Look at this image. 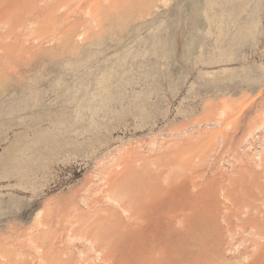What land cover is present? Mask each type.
I'll list each match as a JSON object with an SVG mask.
<instances>
[{
  "label": "rangeland",
  "instance_id": "rangeland-1",
  "mask_svg": "<svg viewBox=\"0 0 264 264\" xmlns=\"http://www.w3.org/2000/svg\"><path fill=\"white\" fill-rule=\"evenodd\" d=\"M263 249L264 0H0V264Z\"/></svg>",
  "mask_w": 264,
  "mask_h": 264
},
{
  "label": "bare ground",
  "instance_id": "bare-ground-1",
  "mask_svg": "<svg viewBox=\"0 0 264 264\" xmlns=\"http://www.w3.org/2000/svg\"><path fill=\"white\" fill-rule=\"evenodd\" d=\"M262 253H264V249H263V252ZM246 255V254H245ZM133 263V262H132ZM125 264V263H124Z\"/></svg>",
  "mask_w": 264,
  "mask_h": 264
}]
</instances>
